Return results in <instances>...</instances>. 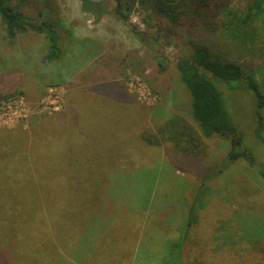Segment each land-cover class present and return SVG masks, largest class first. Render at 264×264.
I'll use <instances>...</instances> for the list:
<instances>
[{
  "label": "rangeland",
  "instance_id": "1",
  "mask_svg": "<svg viewBox=\"0 0 264 264\" xmlns=\"http://www.w3.org/2000/svg\"><path fill=\"white\" fill-rule=\"evenodd\" d=\"M113 6L112 0H28L23 11L34 27L48 19L56 27L61 54L51 63L41 62L47 51L43 33L29 29L9 41L0 22V135L20 134L0 138V253L11 264H74L80 250L97 247L102 252L88 264H155L139 243L151 239L155 252L160 242L175 241L196 202V169L178 163L161 141L174 116L191 125L190 94L175 69L189 45L184 35H165V23L139 5L128 23L114 16ZM261 21L255 46L222 39L219 47L230 52L228 60L255 73L264 96V14ZM223 97L235 132L205 144L206 162L217 163L202 170L219 174L230 150L238 158L218 180L204 184L192 229L201 226L206 238L234 235L242 240L236 244L241 253L261 260L264 143L254 135V96L224 88ZM262 116L264 121V107ZM144 133L160 145H145ZM148 203L164 219L174 215L164 225L168 232L145 230L141 209ZM101 215L111 225L97 241L91 233ZM84 237L89 243H82Z\"/></svg>",
  "mask_w": 264,
  "mask_h": 264
},
{
  "label": "trees",
  "instance_id": "2",
  "mask_svg": "<svg viewBox=\"0 0 264 264\" xmlns=\"http://www.w3.org/2000/svg\"><path fill=\"white\" fill-rule=\"evenodd\" d=\"M114 3L112 13L123 23H128L130 11L136 5H139L145 12H148L152 20L160 19L164 25L170 30L165 32H175L184 35L186 44L189 45L183 54L177 57L175 69L178 73L179 81L186 87L190 94V122L191 125L174 116L172 120L166 124L161 130V141L171 146L174 158L182 165H190L195 168L197 176L200 178L199 188L197 190L196 202L190 206L189 215L185 216L186 220L184 229L179 230V237L175 241L164 240L160 242L158 250L153 251L152 240L147 239L146 244H140L139 248L145 259L155 256V264H264L261 257H249V255L241 253L237 248V242L242 241L234 235H227L222 238L221 233H212L210 238L204 236L201 226L195 227L199 220L196 219L198 201L201 198L204 184L212 180H218L219 176L228 168V164L238 158V152L230 150L226 161V166L222 164L219 174L209 170L203 172V168L212 169L217 161L206 162L205 144L217 137H225L226 134L235 132L234 125L229 116L224 102V88L231 91L248 89L255 101V137L264 143L262 134L264 129V121L262 116V108L264 107V96L261 92L260 85L255 81V73L248 74L243 67L227 59L229 53H223L220 49V43H228L229 40L238 41V47L250 44L255 46L261 37L263 23L261 17L264 14V0H112ZM28 4V0H0V22L6 38L14 41L17 36L25 34L32 30L35 33H43L47 39V51L42 56V63H51L60 58V43L56 27L52 19H48L46 23L42 22L34 27V22L24 13V5ZM42 15V14H40ZM38 17H41V16ZM51 18V14H49ZM161 30L158 27V33ZM163 33V32H161ZM57 34V35H56ZM249 46V47H250ZM231 50V49H230ZM229 50V51H230ZM245 50V48H244ZM220 86L221 91L218 89ZM11 136L1 139L9 140L12 138L19 139L20 134L16 131ZM142 141L150 147L159 146L155 140L154 134H142ZM206 156V157H205ZM173 158V159H174ZM172 159V158H171ZM247 159L253 166L254 158L248 152ZM204 165V166H203ZM202 168H201V167ZM264 177V170L261 171ZM110 214L112 209L106 204ZM202 206L198 208L201 209ZM176 211V209H174ZM197 210V211H198ZM141 211L147 213L145 215V230L151 233L162 229L170 224L168 219H164L161 210L155 209L154 205L149 203L144 205ZM183 211H180L182 214ZM191 212V213H190ZM109 214V215H110ZM108 215V216H109ZM197 215V216H196ZM182 218V215H180ZM98 220H103L100 224L96 222L92 228V235L97 233L95 238L97 241L104 240L107 237L105 226L108 228L109 222L103 215ZM105 221V224H104ZM114 220H112L113 222ZM111 222V223H112ZM163 225L161 226V224ZM104 224V226H103ZM188 224V225H187ZM109 225V226H108ZM171 230V226L168 228ZM91 230V228H90ZM89 231V229H88ZM159 232H161L159 230ZM90 234V235H91ZM89 235V236H90ZM93 237V236H92ZM86 238V239H85ZM83 244H87V237L81 239ZM159 241L158 236L155 237V243ZM92 246L98 245V242H92ZM82 244V246H83ZM102 244V243H101ZM100 244V245H101ZM127 244V242H126ZM243 246V243H241ZM80 247V249L82 248ZM121 247L117 245L114 250ZM242 248V247H241ZM79 249V250H80ZM97 250L90 248L86 251L78 252V256H74V264H88L93 255L96 256ZM108 251L105 250V253ZM99 254L97 256H99ZM115 256V255H114ZM9 256L4 252V256L0 253V264H11L8 262ZM35 261L34 259H31ZM43 264L47 261L42 259ZM18 264H26L19 260ZM92 264V263H91Z\"/></svg>",
  "mask_w": 264,
  "mask_h": 264
},
{
  "label": "water",
  "instance_id": "3",
  "mask_svg": "<svg viewBox=\"0 0 264 264\" xmlns=\"http://www.w3.org/2000/svg\"><path fill=\"white\" fill-rule=\"evenodd\" d=\"M239 145V144H238Z\"/></svg>",
  "mask_w": 264,
  "mask_h": 264
}]
</instances>
